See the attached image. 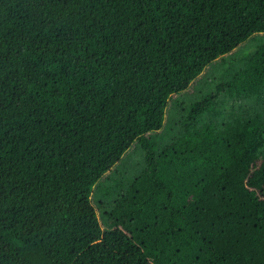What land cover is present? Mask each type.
<instances>
[{"label":"trees","instance_id":"obj_1","mask_svg":"<svg viewBox=\"0 0 264 264\" xmlns=\"http://www.w3.org/2000/svg\"><path fill=\"white\" fill-rule=\"evenodd\" d=\"M0 264H264V0H0Z\"/></svg>","mask_w":264,"mask_h":264},{"label":"rangeland","instance_id":"obj_2","mask_svg":"<svg viewBox=\"0 0 264 264\" xmlns=\"http://www.w3.org/2000/svg\"><path fill=\"white\" fill-rule=\"evenodd\" d=\"M260 35H256L247 40L230 54L216 59L211 65L207 66L195 82L190 85L186 91L181 93V103H188L200 98L205 93L215 92L216 84H219L221 80L228 78L229 74L242 64L246 54L251 53L254 50L256 41L259 39ZM217 102V113L210 116V119H213L214 121L223 120L227 117L229 112L233 110L240 111L241 108H245L246 106V104L242 102L238 103L227 99L223 94L219 96ZM240 106L241 108H239ZM169 107L168 109H170V111L167 109L165 119L167 127L160 131L164 138L173 135V132L178 129L181 120L179 107L173 105H171L170 108ZM141 165L142 152L138 145L134 143L123 156L122 162L114 166L111 171L105 174L110 177L107 184L112 188L111 194L114 195L117 190V188L114 187L116 185V179L122 180L123 178L133 177V175L138 172ZM95 207L97 208V204ZM97 215L100 218L99 211H97Z\"/></svg>","mask_w":264,"mask_h":264}]
</instances>
